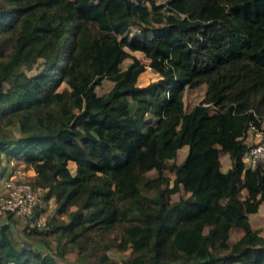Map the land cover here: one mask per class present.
Listing matches in <instances>:
<instances>
[{"label": "trees", "instance_id": "trees-1", "mask_svg": "<svg viewBox=\"0 0 264 264\" xmlns=\"http://www.w3.org/2000/svg\"><path fill=\"white\" fill-rule=\"evenodd\" d=\"M134 51L156 74L143 85ZM102 79L113 86L99 95ZM202 84L186 110L185 89ZM261 116L264 0H0V180L20 157L54 202L28 233L47 252L18 247L4 223L0 264H61L71 251L72 264H264L248 217L264 201V162L241 159Z\"/></svg>", "mask_w": 264, "mask_h": 264}, {"label": "rangeland", "instance_id": "rangeland-1", "mask_svg": "<svg viewBox=\"0 0 264 264\" xmlns=\"http://www.w3.org/2000/svg\"><path fill=\"white\" fill-rule=\"evenodd\" d=\"M155 1L157 3H159V2H163L164 0H155ZM137 57L140 59V61H142V63L145 64V70L140 74V76L137 80V84L143 85V84L147 83L149 80L155 79L156 74L148 66V60L145 58V56L143 54L139 53V54H137ZM40 62H41V59H37L36 63H34V65H33V67L30 70H27L26 72L28 74L36 73L39 70ZM128 62H130V59L129 58L125 59L122 63V67L125 66V64ZM7 84L8 83H6V85ZM112 86H113V83L111 81H109L107 79H102L100 84L95 87V92L99 95L104 94L107 91H109ZM204 91H205V85L204 84H202L196 88H186L184 91V94H183V101H184L185 109L187 110L194 103L199 102L204 96ZM18 133H19L18 128L15 125H11L7 128V136L9 138H12V139H15V137L17 138ZM184 151L185 150H183V147H181L178 150L176 158L174 160H169L168 163L171 161H175L176 163H179L182 160V158L184 157V155H183ZM221 161L224 162L222 158H221ZM74 171H75V169L71 170L70 172L74 173ZM165 174L171 178L170 184H169V186H171L173 184L172 180H173L174 174L169 172V171H165ZM146 175L150 176V177L155 176L156 171L155 170L147 171ZM2 179H1L0 183L2 182ZM162 187L165 188L167 186L163 185ZM41 194H42V191L37 190V197H38L37 207L42 208L41 216L46 218L47 216L53 214L54 202H53V200H50L48 203H45L41 199ZM245 195H246V191L242 190V198ZM180 196H182V197L186 196V193L182 190V188L179 189L177 192L171 194L170 200L171 201L177 200ZM248 217H249V220H250L252 226L254 228H257L260 231L261 235H264V201L260 204L258 211L250 214ZM62 218L64 220L67 219L66 216H63ZM4 223H8L10 225L13 239L15 240V243L18 247L31 245V246H34L35 248L40 249L43 252H47V248H44L41 245V243L34 241L33 238L28 236L30 228H31V226H33L32 220L29 217H27L25 219H20L16 216L7 217V215H4V216L2 215V216H0V226ZM240 234H241L240 230L233 229L230 233L229 241L233 242ZM51 245H52V247H54L55 246L54 242H52ZM107 253L111 258L118 260V261H121L122 259H124L125 257H127L129 255L130 250L128 249L125 251H118L114 248H111L110 250H108ZM57 261L61 264H72L73 262L77 261V253L75 251L66 252L64 254V257L63 258H57Z\"/></svg>", "mask_w": 264, "mask_h": 264}, {"label": "built area", "instance_id": "built-area-1", "mask_svg": "<svg viewBox=\"0 0 264 264\" xmlns=\"http://www.w3.org/2000/svg\"><path fill=\"white\" fill-rule=\"evenodd\" d=\"M242 139L247 148L241 159L246 168L254 169L258 163L264 162V116L256 117V122H249ZM10 167L0 183V216L29 217L33 225L43 228L45 218L34 214L38 197L30 176L18 164Z\"/></svg>", "mask_w": 264, "mask_h": 264}, {"label": "crops", "instance_id": "crops-1", "mask_svg": "<svg viewBox=\"0 0 264 264\" xmlns=\"http://www.w3.org/2000/svg\"><path fill=\"white\" fill-rule=\"evenodd\" d=\"M133 53L137 56V54H139L140 52L134 51ZM6 135H7V130H6ZM18 136H19V133H18ZM15 139H16V137H15ZM183 150H185L184 153H183V155H185L186 151H187V146H183ZM221 158L223 159L224 162L221 161ZM220 163H221V170H223V171H226L231 166V160L228 157L227 153H224V154H222L220 156ZM4 164L7 166L6 167V172H8L10 170V168H11L10 166L12 164H16V165L18 164L19 166H22V162H21L20 157L13 158V159H11L10 161H7V162L4 161ZM26 173L30 176V178H32V176L34 175V172L32 170H30V169L26 170Z\"/></svg>", "mask_w": 264, "mask_h": 264}]
</instances>
